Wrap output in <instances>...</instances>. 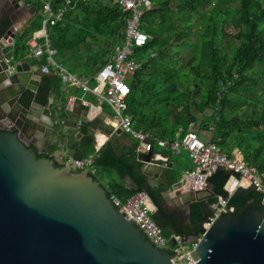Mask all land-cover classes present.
Returning a JSON list of instances; mask_svg holds the SVG:
<instances>
[{
  "label": "trees",
  "instance_id": "1",
  "mask_svg": "<svg viewBox=\"0 0 264 264\" xmlns=\"http://www.w3.org/2000/svg\"><path fill=\"white\" fill-rule=\"evenodd\" d=\"M26 2L38 11H43L45 2H49L53 11L64 8L61 20H47L49 51L56 62L80 72L81 77L92 79L99 64L122 42L126 14L109 0H70V4L65 0ZM151 2L152 8L141 18V28L149 35L146 45L139 50L141 67L127 81L130 92L126 97V114L132 118L134 127L173 140L179 127L186 129L201 115L199 126L210 128L213 133L210 140L228 155L238 150L245 161L257 168L264 181V0ZM42 25V20H32L17 31L14 43L17 61L37 65L46 62L45 57L41 60L28 57L27 42ZM99 37L103 43L94 48ZM175 47L184 48L187 54L182 55ZM151 53L154 55L150 56ZM64 85L77 86L62 82L56 73L53 77H42L34 101L46 105L50 92ZM86 97L96 102L92 93ZM31 98L32 93L27 92L21 101L27 105ZM92 144L93 138H83L84 156L94 150ZM116 146L117 150L107 141L94 159L97 171L113 170L117 175L118 179L108 185V195L126 198L144 191L143 164L135 151L137 143L126 149ZM164 153L171 158L169 151ZM171 160L174 163L164 169L163 183L148 190L156 205L161 200V191L176 184L182 171L193 167L187 158ZM127 176L139 186L138 191L123 188L122 180ZM226 180L220 170L208 177L207 188L215 196L190 204L188 228L178 225L164 228L161 218L155 215L152 218L167 237L175 229L176 234L183 236L199 228L211 213L210 204L226 198ZM260 197L258 191L239 188L226 199L237 212L250 203H258Z\"/></svg>",
  "mask_w": 264,
  "mask_h": 264
},
{
  "label": "water",
  "instance_id": "2",
  "mask_svg": "<svg viewBox=\"0 0 264 264\" xmlns=\"http://www.w3.org/2000/svg\"><path fill=\"white\" fill-rule=\"evenodd\" d=\"M15 7L26 11L22 22L7 18L8 26L0 34V264H174L175 253L153 245L114 206L100 180L87 168L75 166L84 156V137L94 142L96 130L111 134L113 127L105 123V115L89 120L80 103L69 109L60 101L54 108L52 92L46 105L34 101L42 77L49 75L37 64L17 61L14 43L17 31L38 8L27 7L26 0H17ZM26 92L32 93L28 105L20 100ZM27 128L47 143L45 149L52 143L63 148L64 158L38 157L28 147ZM109 141L115 147L114 136ZM151 154L138 157L146 193L163 183L162 162H150ZM218 170L226 178L231 174L224 166ZM127 179L128 188L138 191L133 179ZM160 196L157 205L150 198L155 208L151 214L169 222L164 228L168 224L188 228L190 204L215 193L209 188L188 190L171 199L164 189ZM183 237L197 242L195 264H264V199L218 216L208 229L201 224ZM172 241L176 243L175 238Z\"/></svg>",
  "mask_w": 264,
  "mask_h": 264
},
{
  "label": "built area",
  "instance_id": "3",
  "mask_svg": "<svg viewBox=\"0 0 264 264\" xmlns=\"http://www.w3.org/2000/svg\"><path fill=\"white\" fill-rule=\"evenodd\" d=\"M88 2L91 0H74V2ZM118 6L122 13H125L124 25L122 27V42L117 44L113 51L105 58L104 62L98 66L93 76L80 77L73 73L61 62H56L49 51V38L46 30L47 20L54 18L61 20L64 8L59 7L56 11L51 10L49 2L44 3L43 11L47 15L44 22V30L35 32L33 37L27 42L28 57L41 60L45 57L46 62L39 65L41 72L49 74L51 68L60 76L62 82L78 85L84 92L92 93L99 104L93 106L86 98H78L71 94L68 96L66 107L71 109L79 101L81 105L91 106L90 111H94L95 116L100 110V105L106 103L113 111L110 124L113 127L110 135L102 132L95 133L93 151L81 159L75 161L78 169L87 168L89 173L95 174L94 159L100 148L109 140L111 135L122 132L130 135L137 141L136 151L139 154L152 153L150 162L161 161L165 168L168 164V156L155 151L159 147L172 154L181 153L185 150L188 157L193 162V167L184 171L178 181L177 189L181 191H202L207 188V179L220 166H224L231 171L227 177L224 189L228 199L239 188L254 187L264 199V181L257 168L249 164L243 158L233 157L226 154L213 142L204 141L199 137L195 129V123H189L184 129L179 127L173 140L154 136L150 132L134 127L132 118L126 114V97L130 92L127 81L131 79L141 67V61L136 57L137 52L143 48L149 35L141 28V18L145 11L152 8L151 0H109ZM70 4V0H65ZM30 3L26 2L28 6ZM94 81V82H92ZM59 122V120L55 121ZM98 135L104 137L101 143L98 142ZM114 206L124 214L127 219H131L142 231L148 240L157 248H167L175 253L172 256L174 264H195L198 257L194 249L197 242L184 241L182 235L171 234L169 237L163 233V228L152 218L151 212L154 206L151 203L148 193L139 191L126 198L115 194L109 195ZM226 198H219L210 204L211 213L202 223L204 229H208L218 216L223 213H233L234 207L227 204ZM176 239L173 243L172 239Z\"/></svg>",
  "mask_w": 264,
  "mask_h": 264
},
{
  "label": "crops",
  "instance_id": "4",
  "mask_svg": "<svg viewBox=\"0 0 264 264\" xmlns=\"http://www.w3.org/2000/svg\"><path fill=\"white\" fill-rule=\"evenodd\" d=\"M32 4L30 3L27 7H29V6H31ZM46 20V19H45ZM45 20H44V22H45ZM27 22H29V20L27 21ZM26 22V23H27ZM43 26V25H42ZM42 29V28H41ZM137 54L139 55L138 56V60H139V57L140 56H142V55H140V53L139 52H137ZM154 54L153 53H151V55L150 56H153ZM29 59H31V58H29ZM146 59V58H145ZM31 64V63H30ZM33 65V64H32ZM100 65V64H99ZM66 66V65H65ZM67 67V66H66ZM67 69L69 70V71H71V72H73V73H76V74H78L80 77H81V74H80V72H75V71H72V70H70L68 67H67ZM97 69H98V67H97ZM56 72L53 70V68H51V71H50V73L48 74L50 77H53L54 76V74H55ZM57 74V73H56ZM52 92V94H51V96L50 97H52V104H51V106L52 107H57L58 106V104H59V102L60 101H62V104L63 105H66V103H67V99H68V96L69 95H71V94H74V95H76L78 98H81V97H84V98H86L91 104H93V106H95V105H97V104H99L98 103V101L96 100V102L95 103H93V102H91L90 100H89V98H87L86 97V95H87V93L86 92H84V90L82 89V88H80L78 85L77 86H74V85H64L63 87H58L56 90H53V91H51ZM94 96V95H93ZM78 104H79V101L77 102ZM77 103L75 104V105H77ZM82 106V109H81V113H83V114H85L86 115V117L89 119V120H94V119H98V118H100V114L102 113V114H104L105 115V118H104V121H105V123H108V124H110V121L109 120H111V117H112V114H113V111H112V109L106 104V103H102L101 105H100V110L98 111V113L94 116L93 115V113H95V110L94 111H90V109L92 108L91 106H87V105H81ZM106 109H109L110 110V114H108V113H106ZM202 120V119H201ZM199 119H198V121L195 123V131L197 132V134L199 133L202 137H203V140L204 141H209V142H212L210 139H211V137H212V135H213V133L210 131V128H206V129H202V128H200V126H199ZM178 130V129H177ZM98 131L99 130H96V133H98ZM176 133V132H175ZM112 136H114V142H115V148H116V150H117V146L116 145H118L120 148H122V149H126V148H128V147H130L132 144H135V143H137V141L134 139V138H132L130 135H128V134H125V133H122V132H116L114 135H112ZM201 136H199L200 138H201ZM175 138V137H174ZM202 139V138H201ZM109 141V140H108ZM155 151H158V152H160V153H162V154H164V155H166V156H168V159H169V157H170V155H167V154H165L164 153V149H161V148H159V147H155V149H154ZM135 151H136V149H135ZM136 153H137V151H136ZM185 153H186V151H185ZM170 154H172L171 152H170ZM137 155H138V157L141 155V154H139V153H137ZM230 156H233V157H239V158H243L242 157V155H241V153L238 151V150H235L234 152H233V154L232 155H230ZM174 158H184V157H182L181 156V153H179V154H172V156H171V158L168 160L169 162H168V167L169 166H172L173 165V161L171 160V159H174ZM185 158H187V159H189L190 161H191V159L188 157V155H187V153H186V157ZM192 162V161H191ZM192 164H193V162H192ZM166 168V167H165ZM164 167H163V169H165ZM191 169V168H190ZM185 171V170H184ZM184 171H182V173H181V176H180V178L182 177V175H183V173H184ZM98 173V171L96 170V172H95V176H96V174ZM163 176H164V172H163V174H162V181H163ZM97 178V177H96ZM179 178V179H180ZM179 179H178V181H179ZM99 180V179H98ZM101 182V181H100ZM122 184H123V188L124 189H130V188H128L129 187V182H128V179H127V177H125L123 180H122ZM106 189L108 188V183L107 184H102ZM150 185H154V183L153 182H150ZM177 186H178V182L176 183V184H174V185H172L170 188H168V194H169V197L171 198V199H174L176 196H177V194L180 192L178 189H177ZM158 187H153V189H157ZM186 192H187V190H185ZM181 192H183V191H181Z\"/></svg>",
  "mask_w": 264,
  "mask_h": 264
},
{
  "label": "flooded vegetation",
  "instance_id": "5",
  "mask_svg": "<svg viewBox=\"0 0 264 264\" xmlns=\"http://www.w3.org/2000/svg\"><path fill=\"white\" fill-rule=\"evenodd\" d=\"M15 3H17V0H15V2H7V0H0V34H2L4 32L2 30V28L5 26H8L7 18L9 19L10 17L15 16L16 22H22L21 19H23V17H24L23 14L26 11L22 10L21 7H18V8L15 7ZM23 95L21 96V98L23 97ZM21 98H20V100H21ZM1 126L2 125L0 124V127ZM27 131L28 132H26V134L30 135L29 139L27 141L28 147L32 148L36 152V154H40L42 156H48L50 158H57L58 155L60 154V156H62V158H64V156H63L64 149L63 148H59V147H57L56 144L52 143L48 149H45L47 146V143L44 140L35 137L31 132H29L30 129H28ZM152 189L153 188H151L149 190H152ZM168 208L170 209V207H168ZM167 220H169V219H167ZM163 221L165 223L168 222L166 220H163ZM175 225L176 224H173V225L168 224L167 226H175ZM186 225L188 226L189 223H186ZM179 228H184V227H179Z\"/></svg>",
  "mask_w": 264,
  "mask_h": 264
},
{
  "label": "rangeland",
  "instance_id": "6",
  "mask_svg": "<svg viewBox=\"0 0 264 264\" xmlns=\"http://www.w3.org/2000/svg\"><path fill=\"white\" fill-rule=\"evenodd\" d=\"M47 18V15L45 14L44 11L39 10L35 15H33L31 17V19L29 21L35 20V21H40L42 20L44 22V20ZM103 43V39L101 37H99V39L95 42V44H93L94 48H97L98 45ZM175 49H178L179 51H181L182 55H186V50L182 47H175ZM138 54H136V57L138 58ZM179 64V63H178ZM68 67V66H67ZM69 68V67H68ZM70 69V68H69ZM71 70V69H70ZM191 84L193 85V82L191 80ZM106 113L110 114V110L106 109ZM199 121H201L202 116L199 115ZM181 156L182 157H186V153L185 150L181 149ZM96 177L101 181L102 184H109L110 182H112L113 180H117V175L116 173L111 170V171H100L98 170V173L96 174Z\"/></svg>",
  "mask_w": 264,
  "mask_h": 264
},
{
  "label": "bare ground",
  "instance_id": "7",
  "mask_svg": "<svg viewBox=\"0 0 264 264\" xmlns=\"http://www.w3.org/2000/svg\"><path fill=\"white\" fill-rule=\"evenodd\" d=\"M104 137L102 135H98L97 140L99 143L103 141Z\"/></svg>",
  "mask_w": 264,
  "mask_h": 264
}]
</instances>
